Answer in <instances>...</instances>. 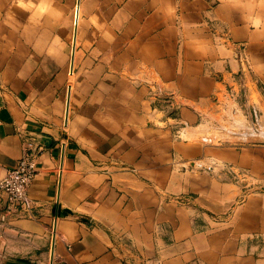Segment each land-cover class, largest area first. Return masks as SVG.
<instances>
[{"label":"crops","instance_id":"0c3cea01","mask_svg":"<svg viewBox=\"0 0 264 264\" xmlns=\"http://www.w3.org/2000/svg\"><path fill=\"white\" fill-rule=\"evenodd\" d=\"M24 135L0 264H264V0H0V177Z\"/></svg>","mask_w":264,"mask_h":264},{"label":"built area","instance_id":"2783aa9c","mask_svg":"<svg viewBox=\"0 0 264 264\" xmlns=\"http://www.w3.org/2000/svg\"><path fill=\"white\" fill-rule=\"evenodd\" d=\"M42 149L43 145L36 138L24 135L18 162L0 177V197L7 199L10 209L33 208L28 189L38 173Z\"/></svg>","mask_w":264,"mask_h":264},{"label":"water","instance_id":"95a60500","mask_svg":"<svg viewBox=\"0 0 264 264\" xmlns=\"http://www.w3.org/2000/svg\"><path fill=\"white\" fill-rule=\"evenodd\" d=\"M70 209L68 208H62L60 203H56L53 207V213L56 216H62L70 213ZM7 264H26L23 262H18V261H8Z\"/></svg>","mask_w":264,"mask_h":264}]
</instances>
